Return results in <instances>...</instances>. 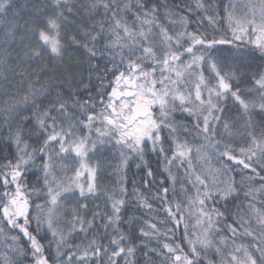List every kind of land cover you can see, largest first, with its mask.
<instances>
[{
    "label": "snow or ice",
    "instance_id": "6c2138e0",
    "mask_svg": "<svg viewBox=\"0 0 264 264\" xmlns=\"http://www.w3.org/2000/svg\"><path fill=\"white\" fill-rule=\"evenodd\" d=\"M0 264H264V0H0Z\"/></svg>",
    "mask_w": 264,
    "mask_h": 264
},
{
    "label": "trees",
    "instance_id": "16d2710c",
    "mask_svg": "<svg viewBox=\"0 0 264 264\" xmlns=\"http://www.w3.org/2000/svg\"><path fill=\"white\" fill-rule=\"evenodd\" d=\"M168 2L171 3L172 0H168ZM80 26L81 25H79V24L73 23V25L71 27L66 28L65 32H66V34H75L73 29L76 28V27H80ZM80 56H81V53L70 50L69 53H68V57H66V59L69 60L70 62H74L75 60H78L80 58ZM28 70L30 71L31 69H28ZM149 163H150V165L153 168L157 167L155 158L150 160ZM160 167L162 168L163 165L161 164ZM133 175H135L136 182L139 183L141 178L143 177L144 173L138 171L137 169H135L133 167L131 169L130 173H129V178L131 179V177ZM115 183H116L115 176L112 173H108L103 178L102 186H104V187H112V186L115 185ZM177 235L179 236V232L177 233Z\"/></svg>",
    "mask_w": 264,
    "mask_h": 264
},
{
    "label": "rangeland",
    "instance_id": "374dc122",
    "mask_svg": "<svg viewBox=\"0 0 264 264\" xmlns=\"http://www.w3.org/2000/svg\"><path fill=\"white\" fill-rule=\"evenodd\" d=\"M200 162L203 163V161H200ZM208 166H209V168L214 167L215 166V161H210ZM217 178L218 179H223V180H226L227 179L226 176H218Z\"/></svg>",
    "mask_w": 264,
    "mask_h": 264
}]
</instances>
